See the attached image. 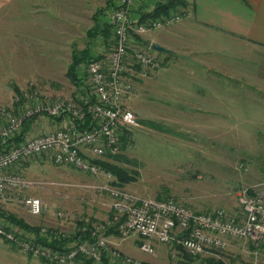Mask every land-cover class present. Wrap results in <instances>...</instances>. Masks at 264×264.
Here are the masks:
<instances>
[{"label":"rangeland","instance_id":"obj_1","mask_svg":"<svg viewBox=\"0 0 264 264\" xmlns=\"http://www.w3.org/2000/svg\"><path fill=\"white\" fill-rule=\"evenodd\" d=\"M10 26L13 30L19 24ZM87 30V24L60 23L56 39L58 57L44 56L42 71L0 73V106L28 105L32 100L17 103V98L34 91L41 100L77 98L85 93V88L78 89L70 81L67 69L72 50L87 46ZM110 39L96 40L95 53L107 54L112 46ZM0 44L7 45L8 41L0 40ZM9 55L12 57L13 53L9 51ZM135 60L130 56L128 66H136ZM136 74L128 68L122 76L125 82L135 85ZM235 81L232 103L230 97L229 104L225 102L226 88H220L219 104L200 105L206 114L216 117L212 127L194 130L169 125L149 130L145 124L146 128L140 125L133 128L128 139L121 142V153L130 161L105 158L116 167L120 177L106 167H102L105 173L94 174L60 165L51 155L25 162L19 170L33 180V186L22 194L40 197L44 211L32 215L18 201L3 204L0 210L30 226L69 235L82 225L104 224L119 213L108 187H119L143 198L174 197L203 211L218 207L237 210L238 197L245 188L264 185V89L249 88ZM57 123L38 114L28 129L35 135L38 131L55 130ZM170 249L183 258L181 264H264V240L230 239L226 249L201 255H192L179 247ZM0 264L51 263L0 237ZM76 264H85L84 259ZM93 264L106 263L93 261Z\"/></svg>","mask_w":264,"mask_h":264},{"label":"built area","instance_id":"obj_2","mask_svg":"<svg viewBox=\"0 0 264 264\" xmlns=\"http://www.w3.org/2000/svg\"><path fill=\"white\" fill-rule=\"evenodd\" d=\"M146 1L118 0L111 11L115 43L105 57L82 66L85 93L77 98L41 100L34 91L17 98V103L32 100L28 105L0 106V208L18 201L32 215L44 211L40 197L22 194L33 186V180L19 170L25 162L51 155L57 164L101 174L104 169L94 159L121 152L124 129L131 131L140 125L136 112L124 103L133 86L122 76L129 57L134 56L143 68L160 66L148 49L137 45L134 33L143 35L184 17L179 11L134 24L132 9ZM38 114L58 121L57 128L35 135L25 130L27 119ZM107 189L119 213L101 225H82L77 231H82V237L41 226L26 229L2 214L0 237L51 264H76L83 258L106 264H144L113 244L111 233L123 240L138 235L140 248L150 254L155 253L156 242L201 255L226 249L230 239L264 240V185L245 188L235 211L224 207L203 211L174 197L143 198L119 187ZM54 238L57 245H52Z\"/></svg>","mask_w":264,"mask_h":264},{"label":"crops","instance_id":"obj_3","mask_svg":"<svg viewBox=\"0 0 264 264\" xmlns=\"http://www.w3.org/2000/svg\"><path fill=\"white\" fill-rule=\"evenodd\" d=\"M108 1L0 0V40L8 41L0 44V73L42 71L44 56L58 57L59 24H87L89 30L95 24L94 12ZM158 1L148 0V9ZM188 2V7L180 9L184 14L181 21L151 29L142 35L143 43L137 42L160 66L138 70L135 65L128 66L138 79L124 103L136 112L142 128L148 124L149 130L169 125L207 129L216 117L206 114L200 105L219 104L220 88H226L228 104L229 97L234 101L235 80L249 88L264 89V0ZM12 23L19 26L12 30ZM153 42L172 52L153 49ZM88 45L94 54L89 36ZM115 235H109L113 244L144 263L181 264L183 260L170 249L176 250V245L156 242L155 253L150 254L140 248L138 235L125 240Z\"/></svg>","mask_w":264,"mask_h":264},{"label":"trees","instance_id":"obj_4","mask_svg":"<svg viewBox=\"0 0 264 264\" xmlns=\"http://www.w3.org/2000/svg\"><path fill=\"white\" fill-rule=\"evenodd\" d=\"M148 1V0H147ZM147 1L143 4L138 5L136 8L132 9L131 11V18L134 21V24H141L146 23L149 19H156L162 16H167L170 13L173 12H179L180 9L186 8L189 6L188 0H160L158 1L152 9H148L147 7ZM118 6V0H110L107 2V5L98 7L96 11L93 14L94 19V26L90 28L87 32V35L90 38L91 43L94 44V42L98 39L99 36H103L102 41H108L107 39H110V43L113 45L115 43L116 37H115V31H114V25L111 22V11L113 8H116ZM135 34L136 42L143 43L142 41V35ZM145 44H149L148 42H145ZM146 46V45H145ZM90 50V46L88 45L85 49H74L72 52V61L70 62L68 69H67V76L70 79V81L78 88L83 89L85 88L87 91V85L85 84V73L82 71V66L92 60L101 59L106 56L103 54L94 53L92 54ZM137 65H140V63L136 62ZM136 65V68L138 70V67ZM35 116L29 117L25 124V130L29 128V125L33 122V119ZM129 134H131L130 130L124 129V133L121 138V142L125 139H128ZM108 158H114L117 161H126L128 162V158L120 153H117L115 155H109ZM107 158V159H108ZM107 159H94L95 162H97L102 167H106L112 171L116 175H120L119 171L116 169V167L107 161ZM130 161V160H129ZM120 177V176H119ZM0 214L4 215L11 221H15L16 223H19L21 226L28 228L30 230H36L38 229L37 226H30L27 223H24L22 220H18L14 218L12 215L7 214L5 211H0ZM111 231V230H110ZM109 231V232H110ZM83 233L82 231L77 232L76 235H73L74 237H82ZM59 242L56 238L52 241V245H57ZM85 264H93V261L91 259L83 258ZM185 262L186 261L184 259ZM148 264V263H144Z\"/></svg>","mask_w":264,"mask_h":264},{"label":"water","instance_id":"obj_5","mask_svg":"<svg viewBox=\"0 0 264 264\" xmlns=\"http://www.w3.org/2000/svg\"><path fill=\"white\" fill-rule=\"evenodd\" d=\"M152 48L155 49V50H158V51H162V52H167V53H170L172 52L169 48L167 47H164L156 42H153L152 43Z\"/></svg>","mask_w":264,"mask_h":264}]
</instances>
